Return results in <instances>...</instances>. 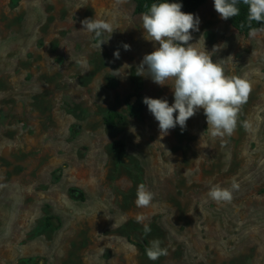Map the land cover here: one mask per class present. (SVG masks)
I'll use <instances>...</instances> for the list:
<instances>
[{"label":"rangeland","instance_id":"rangeland-1","mask_svg":"<svg viewBox=\"0 0 264 264\" xmlns=\"http://www.w3.org/2000/svg\"><path fill=\"white\" fill-rule=\"evenodd\" d=\"M135 7L0 0V264H264V32H239L214 0L192 12L200 23L189 43L220 45L213 62L252 91L223 141L202 108L161 137L147 106L126 102L135 93L174 102L169 85L136 75L158 44ZM85 18L114 28L101 50ZM111 111L124 116L115 127ZM233 181L230 202L208 196ZM140 184L154 193L146 208L135 204ZM153 239L168 249L156 261L146 255Z\"/></svg>","mask_w":264,"mask_h":264},{"label":"clouds","instance_id":"clouds-1","mask_svg":"<svg viewBox=\"0 0 264 264\" xmlns=\"http://www.w3.org/2000/svg\"><path fill=\"white\" fill-rule=\"evenodd\" d=\"M240 3L248 8V35L254 38L258 33L264 32V0H214V9L222 20H228L240 14ZM181 9V3L162 0L151 4L148 11L142 14V28L146 38L154 45L158 44V47L143 56L136 75L150 78L161 87L169 85L174 95V102L171 104L167 99L147 96L143 98V103L158 121L161 137L168 135L177 125L183 131L187 120L202 108L210 136L223 141L237 129L238 117L242 106L248 102L252 85L246 79L226 76L224 66L213 62L211 56L220 50V45H214L212 52H208L200 51L189 43L193 39L192 32L199 31L200 20L193 13L183 12ZM253 21L260 22L262 27H252ZM81 24L83 31L93 34L95 47L100 50L102 44L108 43L114 31L112 25L105 20L85 18ZM123 48L130 50V45L125 43ZM113 56L119 59V50ZM113 72V76L120 75L119 72ZM242 126L246 131L251 127L247 121L242 122ZM238 188L235 181L231 188L212 186L208 196L216 202H230L233 192ZM153 199L154 193L144 184L137 187V208L150 206ZM145 219L143 214L135 217L136 222L143 225V232L147 235L151 228L144 223ZM161 244L159 239L150 241V246L146 248L149 260L156 261L161 256L168 255V249L161 247Z\"/></svg>","mask_w":264,"mask_h":264},{"label":"trees","instance_id":"trees-1","mask_svg":"<svg viewBox=\"0 0 264 264\" xmlns=\"http://www.w3.org/2000/svg\"><path fill=\"white\" fill-rule=\"evenodd\" d=\"M136 3L135 11L137 13H145L150 8L151 4L153 3H160L162 0H134ZM169 2H177L182 4V11L183 12H194L200 5H202L205 0H169ZM238 7L240 8V14L236 17L229 18V23L236 28L241 33H248L249 27L247 26V14H248V8L246 5H243L242 3L238 4ZM241 25H244V27H241ZM252 27L254 28H260L262 27L260 22H252ZM135 98V103H137L142 109L144 103L142 99L141 93H135L131 94L127 97L126 102L129 103V101ZM130 109L135 110L136 107L133 104H130ZM124 119V116L115 111H111L106 116V124L109 127H115L119 122H122ZM120 144V143H118Z\"/></svg>","mask_w":264,"mask_h":264}]
</instances>
